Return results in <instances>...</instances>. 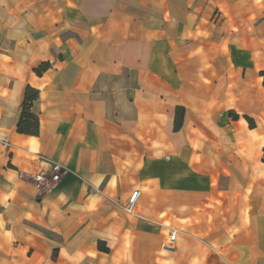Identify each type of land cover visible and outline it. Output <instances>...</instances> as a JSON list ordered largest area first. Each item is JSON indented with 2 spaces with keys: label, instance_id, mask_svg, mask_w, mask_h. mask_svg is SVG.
I'll use <instances>...</instances> for the list:
<instances>
[{
  "label": "crops",
  "instance_id": "1",
  "mask_svg": "<svg viewBox=\"0 0 264 264\" xmlns=\"http://www.w3.org/2000/svg\"><path fill=\"white\" fill-rule=\"evenodd\" d=\"M0 264H264V0H0Z\"/></svg>",
  "mask_w": 264,
  "mask_h": 264
},
{
  "label": "built area",
  "instance_id": "2",
  "mask_svg": "<svg viewBox=\"0 0 264 264\" xmlns=\"http://www.w3.org/2000/svg\"><path fill=\"white\" fill-rule=\"evenodd\" d=\"M39 158L42 162L45 163L46 166L44 168H41L36 173H34L30 177V179H31V182L34 183L38 188L40 189L48 188L49 186H52L54 183L60 180L64 167L58 161L50 160L46 158L45 156L40 155ZM138 195H139L138 190H134L131 193L128 201L126 202L124 206V209L127 212L133 211ZM175 238H176V231L174 229H171L168 232L167 239L160 244V247L163 250L174 251L175 250V246H174Z\"/></svg>",
  "mask_w": 264,
  "mask_h": 264
},
{
  "label": "trees",
  "instance_id": "3",
  "mask_svg": "<svg viewBox=\"0 0 264 264\" xmlns=\"http://www.w3.org/2000/svg\"><path fill=\"white\" fill-rule=\"evenodd\" d=\"M48 62L41 63L37 68L36 72L39 73L41 70H44L48 67ZM37 96V90L27 87L25 93V100L22 105V111L20 119L17 123V129L20 132L36 134L38 131V119L37 116L31 112L32 101ZM180 121L176 118L175 127H178Z\"/></svg>",
  "mask_w": 264,
  "mask_h": 264
}]
</instances>
